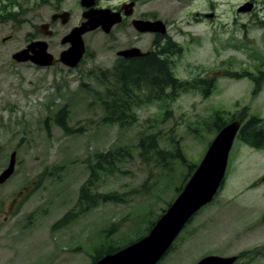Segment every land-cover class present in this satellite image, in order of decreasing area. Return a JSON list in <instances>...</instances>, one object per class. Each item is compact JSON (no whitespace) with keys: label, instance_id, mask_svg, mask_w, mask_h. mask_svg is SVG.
Wrapping results in <instances>:
<instances>
[{"label":"rangeland","instance_id":"1","mask_svg":"<svg viewBox=\"0 0 264 264\" xmlns=\"http://www.w3.org/2000/svg\"><path fill=\"white\" fill-rule=\"evenodd\" d=\"M81 1L21 0L23 11L1 10L0 4V174L16 152L15 172L0 185V264H92L109 247L123 248L146 235L190 176L188 168L177 161L162 162L165 167L160 157L144 162L139 148L142 136L157 135L164 150L181 148L189 164L197 167L220 132L218 113L226 125L240 118L244 126L255 118L264 128V80L258 89L252 76L243 75L252 67L257 70L251 57H257L255 62L262 67L263 56H250L246 39L229 36L243 21L252 23L248 16L232 21L234 8L245 0H219L220 21L213 25L189 28L184 24L186 15L179 16L183 33H174V38L186 51L177 61L175 75L183 82L212 79L215 87L209 96L201 86L180 92L175 99L141 104L134 110L136 123L124 129L105 122L96 99L104 85L95 75L108 72L112 81L116 53L121 49L116 43L118 33L108 35L111 31L105 34L97 29L86 34V54L75 69L63 64L41 68L12 59L31 36L41 34L42 24H49L53 31L52 36L41 35L58 59L70 46L62 44V38L79 26L84 9H90L82 7ZM125 1L129 0L114 4ZM142 1L148 5L142 9L153 8L151 0ZM201 7L209 10L208 1ZM63 11L70 13L69 22L53 23L52 16ZM215 25L221 32L213 40ZM261 33L253 29V39L264 52ZM238 46L244 49L236 51ZM197 66H204L207 76L188 72H197ZM64 107L71 134L55 122ZM117 148H125L128 154L114 174L99 173L90 192L116 193L120 201L99 200L82 214L76 205L95 156ZM263 176L264 153L254 154L239 136L223 186L159 264H197L210 255L240 254L243 259L236 264H264V181L255 183ZM69 213L75 215L74 220L54 228Z\"/></svg>","mask_w":264,"mask_h":264},{"label":"water","instance_id":"2","mask_svg":"<svg viewBox=\"0 0 264 264\" xmlns=\"http://www.w3.org/2000/svg\"><path fill=\"white\" fill-rule=\"evenodd\" d=\"M95 4V0L81 1L82 7L90 9L83 13L85 21L82 25L75 27L62 38L61 43L70 46L60 54L58 59L49 52V44L46 41L31 43L25 49L14 53L12 59L17 63L29 62L39 67H51L58 60L65 67L75 69L86 53L84 36L97 29L109 33L112 27L120 22L118 14L107 9H97L94 7ZM70 16L68 11L55 14L52 16V22L60 20L63 25H66ZM135 26L141 31H154L157 24L138 21L135 22ZM40 33L44 36L53 35L49 24H42ZM118 54L134 57L138 55V50L132 49ZM241 125L242 120L238 119L220 130L181 193L155 222L146 236L115 253L105 255L94 264H157L169 251L185 226L202 208L213 201L223 185L229 155ZM15 168L16 152H13L9 165L0 174V185L5 184L13 176ZM237 260V256L211 255L197 264H234Z\"/></svg>","mask_w":264,"mask_h":264},{"label":"flooded vegetation","instance_id":"3","mask_svg":"<svg viewBox=\"0 0 264 264\" xmlns=\"http://www.w3.org/2000/svg\"><path fill=\"white\" fill-rule=\"evenodd\" d=\"M205 1L206 0H166V1L151 0L148 2H151V3L154 2L153 8L149 7L146 9H142V8H144L145 6H148L147 2H143V1L141 2V0H129V1L122 2L120 5L114 4L116 0L97 1L95 8H98V9L103 8V9L110 10L112 11V13H116L120 17V22L116 24L111 30V32L108 34V35L117 34V33L119 34V38H118L119 40L116 41V43H119L121 45V49H119L116 53V59L114 61V66L116 64L117 65L122 64L125 67H131V66L136 67V65H139V66L144 67L143 72L149 73L152 75L165 74L166 72H168L167 70H170L175 73L176 71L174 70L176 69L177 61L181 58V56L186 50H185V46H181L177 41H175L174 33L181 36L180 34L183 33L184 24L185 26L187 25L189 28L190 27L194 28L195 25L206 24V23L213 25L220 21L219 13L217 12V6H219L220 4L219 0H207L210 6L209 10H202L204 8H202L201 6H204ZM101 2L106 3L107 5L102 6L100 4ZM0 4H1V10H7L9 8H12V9L16 8L18 10L23 11L25 9L24 5L21 3V0H0ZM181 9L185 11L183 13H179ZM234 11L236 12V15L234 16L232 20L233 22H235V20H237L238 17L248 16L249 20L252 23L243 21L242 24H240V26H237V25L235 26L237 29V32H234L233 30H231L229 36H231L232 39H236L240 35L242 40L246 39L245 50L249 52L250 56H253L254 54H256L259 56H263V60H264V52L258 46V40L256 39L255 41L253 39L254 37L253 29H260L262 31L260 36L264 40V0H245L242 4L235 7ZM84 12H87V11H85L84 9L83 13ZM83 13H82V19H80V22H79V26L82 25V23L85 21L83 17ZM180 14L186 15L184 24L179 19ZM173 15H176L178 18L174 20ZM138 21L156 23L158 27L156 26V30L154 29V31H141L135 26V22H138ZM253 22L256 24L254 25ZM177 28H180V30ZM98 30H101V29H98ZM189 31L190 30L188 29L186 32H189ZM214 32L215 33L213 34H215V37H213V40H216L217 35L221 32V28L218 25H215ZM42 37L43 36L41 34L35 33L28 40V43L26 44L25 48L33 42L43 41ZM122 39L124 40L121 41ZM191 41H193V38H191ZM132 49L138 50L137 56L125 57V56H119L118 54L120 52L132 50ZM238 49L241 51L244 48L242 46H238L235 48L236 51H238ZM219 51L220 49H217V52ZM216 58H217V64H219L220 56L217 54ZM251 59L252 60L254 59L253 60L254 66L256 64L257 70H255L254 67H252L250 71H246V73L244 74L252 76L251 80L253 84L256 86V88L258 87L260 89L261 83L264 80V65H262L261 67L260 63L255 62V60H257V57H254V58L251 57ZM82 61L83 59L81 60L80 64L82 63ZM158 61L159 63L157 64ZM58 64H62V63L56 60L54 65H58ZM196 68H197V72H192L190 70H188V72L201 74L202 76L203 75L207 76L208 71H206L207 69L204 66H197ZM132 71L140 72V69L133 68ZM262 124L263 122L259 120L260 127ZM257 127L258 126H255L254 122L250 123L248 126L247 131H248L250 138L254 139L257 145H259V146H250V149L253 151L254 154L262 155L264 153V144L262 145V143L257 140L261 136L257 138L255 137L254 130H256ZM262 131H263L262 135L264 136L263 134L264 128H262ZM239 136L241 137L240 131L237 135V138ZM229 158H230V155H229ZM228 164H229V160H228ZM227 169H228V166H227ZM260 181H264V176L262 177V179L261 178L258 179L255 183L259 184ZM224 182H225V179H224ZM149 232L150 230L148 231V233ZM130 244H128L127 246H129ZM109 254H112V253H109ZM233 256L238 257V260L234 264H236L238 261L243 259V255L241 254L233 255ZM233 256H228V257H233ZM161 261H159L157 264H159Z\"/></svg>","mask_w":264,"mask_h":264},{"label":"trees","instance_id":"4","mask_svg":"<svg viewBox=\"0 0 264 264\" xmlns=\"http://www.w3.org/2000/svg\"><path fill=\"white\" fill-rule=\"evenodd\" d=\"M158 63L159 61L157 64ZM133 68L140 69V72L132 71ZM143 69L144 67L139 65H136V67H125L122 64H116L112 69L114 71L112 81H109L110 78L108 72L103 71L100 72L99 75H95V77L99 78L100 83L104 85L103 91H100L99 95L96 96V99L102 105L104 115H106V123L116 124L120 128L124 129L136 123L138 119L134 110L135 108L140 107L141 104L150 103L153 100L165 99L167 97L175 99L180 94V92L196 90L201 86L206 87L204 89V94L207 97L209 96L213 87H215L212 79H210V81H203L197 78L193 82H183L175 75L174 72L170 70H167L168 72L165 74L152 75L143 72ZM243 75L244 77H251L247 74ZM168 89H170V91L169 93H166ZM217 120L219 122L218 127L220 131L226 125L224 121H222V113H218ZM55 122L64 131V133L71 134L73 132L67 123V109H65V107L57 115H55ZM253 122L255 126H258L256 130H254L255 137L257 138L261 136L257 140L263 145L264 136L262 135L263 131L259 126L258 119H252L251 122L242 126L240 130L241 139L249 146H259L254 139L250 138L247 131L249 124ZM139 148L141 150L140 157L146 163L150 162L154 157H160L161 165H163L162 162L164 161H177L180 162L181 165H184L188 168V176L190 177L197 168L196 166L189 164L181 148L176 147L174 151L162 149L159 146L157 135L151 134L142 136L140 138ZM127 154L128 153L125 148H117L95 156V164L90 166V177L81 186L78 204L76 205V208L82 214L87 213L90 209L96 207L99 200L105 202L120 201L119 196L116 193L99 195L93 194L90 192V189L95 183L96 177L99 173L109 172L111 175L114 174V172L117 170L116 165L122 161V159H124ZM163 167L165 166L163 165ZM182 189L183 186L181 189H179V193L182 191ZM163 212H165V210ZM74 218L75 215L69 213L60 221H58L54 228H62L72 222ZM118 249L120 248L109 247L107 250L102 251V254L104 256L106 254L113 253ZM95 261H93V263Z\"/></svg>","mask_w":264,"mask_h":264}]
</instances>
